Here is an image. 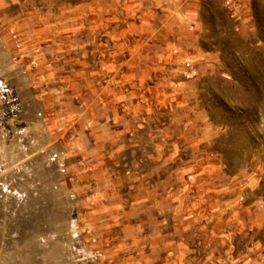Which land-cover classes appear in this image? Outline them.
<instances>
[{
    "label": "rangeland",
    "instance_id": "rangeland-1",
    "mask_svg": "<svg viewBox=\"0 0 264 264\" xmlns=\"http://www.w3.org/2000/svg\"><path fill=\"white\" fill-rule=\"evenodd\" d=\"M11 70L0 264H264V0H0Z\"/></svg>",
    "mask_w": 264,
    "mask_h": 264
},
{
    "label": "crops",
    "instance_id": "crops-1",
    "mask_svg": "<svg viewBox=\"0 0 264 264\" xmlns=\"http://www.w3.org/2000/svg\"><path fill=\"white\" fill-rule=\"evenodd\" d=\"M0 75L4 76L2 81L6 80L5 81L6 83H9L10 85L14 84V86H16V81H15L16 77H13V76H16L15 70H11V72H5L4 74L2 72V74ZM12 81H14V83ZM30 87H32V85H30ZM15 102L16 101H8V103L6 102V105H8L9 107L11 106L10 108L14 110H11V112L9 110H8L9 112L6 111L9 114H11V117L8 118V120L6 119V121L8 122L7 125L9 126L6 125L4 130H1L2 128H0V163L3 161V158L7 157L11 153L12 143L8 145V143L4 141L5 140L4 135H6V133H9V135H11L10 136L11 141L14 140L15 143H17V141H19L20 139H21V142L24 140L23 139L24 135L30 134L31 136L38 132V128L35 126L34 121L32 119L33 117L36 116L35 112L33 114V107L27 110L26 115L21 114L20 117H18V112L15 111V107H16ZM31 106H33L32 103H31ZM29 114H30V119H28V116H27ZM21 118H24L25 121L22 122ZM36 119L38 120L37 117ZM33 148L35 149V147ZM33 148H31L30 154H33L34 152ZM1 232L2 234L4 233L6 234L7 229L0 227V234ZM155 247L160 248L162 252L158 258H156L153 255V253H150L148 255L142 256L139 260L138 255H135V256L133 255L131 257L130 254L129 253L127 254L126 252L125 256L123 257L125 258V260H122V262H120L119 258L114 255L113 261L115 262V264H196V262L193 260V257L190 255V253L187 254L186 250L183 249L184 245L180 242H177L176 239H172L171 242H166V243L161 242V244H157V246ZM184 254L188 257L184 258Z\"/></svg>",
    "mask_w": 264,
    "mask_h": 264
}]
</instances>
